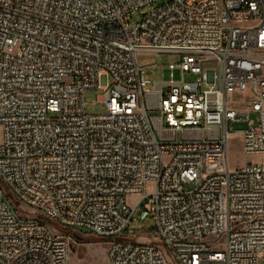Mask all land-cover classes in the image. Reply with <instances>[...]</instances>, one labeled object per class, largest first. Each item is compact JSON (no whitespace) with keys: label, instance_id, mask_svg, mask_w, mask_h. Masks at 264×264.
Wrapping results in <instances>:
<instances>
[{"label":"built area","instance_id":"2783aa9c","mask_svg":"<svg viewBox=\"0 0 264 264\" xmlns=\"http://www.w3.org/2000/svg\"><path fill=\"white\" fill-rule=\"evenodd\" d=\"M140 54L180 61L154 82ZM235 123L264 158V0H0V264H69L24 208L109 240L105 264H264V163L229 169Z\"/></svg>","mask_w":264,"mask_h":264},{"label":"rangeland","instance_id":"374dc122","mask_svg":"<svg viewBox=\"0 0 264 264\" xmlns=\"http://www.w3.org/2000/svg\"><path fill=\"white\" fill-rule=\"evenodd\" d=\"M162 2L158 3L161 5ZM138 15L133 16V20H137ZM180 61L179 55L175 54H140L137 57V62L140 66L145 68V75L150 81L154 82H166L169 80V72L166 67L171 64H177ZM174 79L179 80L180 75L178 71H174ZM185 81H190L192 78L186 75L184 77ZM107 78L105 76L100 78V84L105 85ZM103 95V91L100 89L88 91L85 93V102L87 104L86 113L88 115H101L104 110L100 103L99 98ZM240 94L230 93L229 98H238ZM246 98V95L245 97ZM238 104V107L242 105V101ZM256 121L257 118L252 116ZM246 129L245 123H235L231 125L230 132H233L231 136L228 137V150H227V164L229 169L232 171L236 168H242L247 164L254 163H264L263 157L248 156L242 152V138L239 132ZM133 203V199L130 200ZM25 213L30 216H34L42 220L44 225L49 229V231L56 237L66 240L70 246V258L69 264H105V254L109 248V240L101 239L86 231H70L67 229H62L58 227L51 221L43 219L39 215L31 212L30 210L24 208ZM140 207H138L134 213V219L136 220L132 226L131 230L133 232V237H149L151 241L157 244L153 239L154 235V224L147 219H141ZM76 235L78 239L74 237ZM158 246V244H157Z\"/></svg>","mask_w":264,"mask_h":264},{"label":"water","instance_id":"95a60500","mask_svg":"<svg viewBox=\"0 0 264 264\" xmlns=\"http://www.w3.org/2000/svg\"><path fill=\"white\" fill-rule=\"evenodd\" d=\"M74 237H75L76 239H78V237H77L76 235H74Z\"/></svg>","mask_w":264,"mask_h":264}]
</instances>
